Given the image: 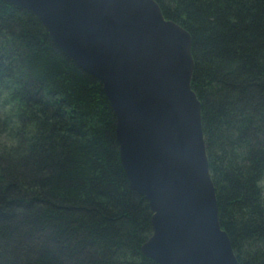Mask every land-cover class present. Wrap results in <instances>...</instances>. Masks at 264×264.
I'll return each instance as SVG.
<instances>
[{
  "label": "trees",
  "instance_id": "obj_1",
  "mask_svg": "<svg viewBox=\"0 0 264 264\" xmlns=\"http://www.w3.org/2000/svg\"><path fill=\"white\" fill-rule=\"evenodd\" d=\"M190 38L218 221L264 264V0H155ZM98 80L0 0V264H158Z\"/></svg>",
  "mask_w": 264,
  "mask_h": 264
},
{
  "label": "water",
  "instance_id": "obj_2",
  "mask_svg": "<svg viewBox=\"0 0 264 264\" xmlns=\"http://www.w3.org/2000/svg\"><path fill=\"white\" fill-rule=\"evenodd\" d=\"M101 85L120 164L151 211L141 253L158 264H239L208 171L191 38L155 0H3Z\"/></svg>",
  "mask_w": 264,
  "mask_h": 264
}]
</instances>
